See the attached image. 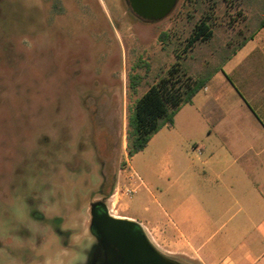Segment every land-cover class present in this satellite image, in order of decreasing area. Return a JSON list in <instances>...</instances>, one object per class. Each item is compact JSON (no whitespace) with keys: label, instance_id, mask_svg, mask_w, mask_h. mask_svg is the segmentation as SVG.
Wrapping results in <instances>:
<instances>
[{"label":"rangeland","instance_id":"rangeland-1","mask_svg":"<svg viewBox=\"0 0 264 264\" xmlns=\"http://www.w3.org/2000/svg\"><path fill=\"white\" fill-rule=\"evenodd\" d=\"M210 14L234 41L257 20L242 0H179L151 23L126 0H0V264L1 245L25 225L54 263L92 264L90 209L99 200L111 215L134 218L159 252L182 264L145 226L154 198L164 204L161 195L189 175L195 147L186 111L177 131L165 126L131 159L127 123L135 100L178 56L188 73L185 45ZM224 43L213 46L218 57Z\"/></svg>","mask_w":264,"mask_h":264},{"label":"crops","instance_id":"crops-1","mask_svg":"<svg viewBox=\"0 0 264 264\" xmlns=\"http://www.w3.org/2000/svg\"><path fill=\"white\" fill-rule=\"evenodd\" d=\"M242 3L257 16L249 32L234 41L210 14L212 38L189 49L188 74L206 84L170 128L186 111L189 175L146 208L145 229L182 264H264V0Z\"/></svg>","mask_w":264,"mask_h":264},{"label":"trees","instance_id":"trees-1","mask_svg":"<svg viewBox=\"0 0 264 264\" xmlns=\"http://www.w3.org/2000/svg\"><path fill=\"white\" fill-rule=\"evenodd\" d=\"M223 1L228 3L229 0ZM209 21L210 15L195 25L194 31L185 45V53L196 42H206L212 38L213 32ZM168 38L169 36L165 33L160 36L162 41H167ZM141 79L142 77L138 74L130 78V89L134 95L137 94ZM205 84L204 78H195L189 75L180 63H176L170 68L168 76L160 78L155 84L149 86L143 96L135 100L128 116V157L131 159L142 152L152 138L165 126L172 128L177 113L192 102Z\"/></svg>","mask_w":264,"mask_h":264},{"label":"water","instance_id":"water-1","mask_svg":"<svg viewBox=\"0 0 264 264\" xmlns=\"http://www.w3.org/2000/svg\"><path fill=\"white\" fill-rule=\"evenodd\" d=\"M179 0H126L132 13L146 23L167 18ZM92 207L91 226L105 251L104 264H180L163 255L149 241L141 226L132 220L115 218Z\"/></svg>","mask_w":264,"mask_h":264},{"label":"flooded vegetation","instance_id":"flooded-vegetation-1","mask_svg":"<svg viewBox=\"0 0 264 264\" xmlns=\"http://www.w3.org/2000/svg\"><path fill=\"white\" fill-rule=\"evenodd\" d=\"M106 187V183L103 184V190ZM101 190V192L103 191ZM97 204L95 211L98 214H103L104 212H109L106 205V200H99L91 205L90 212L92 213L93 205ZM111 215V214H110ZM113 216V215H111ZM115 217V216H113ZM118 218V217H115ZM92 219V216H91ZM48 227V226H45ZM60 226L59 235L63 236V230ZM65 232V233H66ZM89 232L96 244V251L92 255V264H104L106 261L105 251L101 245L100 238L97 235L95 229L90 225ZM43 241L39 238V233L36 229L30 228V225L20 226L18 230L13 233L12 238L8 239L5 243L7 245H1L3 251L7 254L4 256V261L1 264H61L54 263L52 257L48 254H43L41 252V243ZM65 244V242H64ZM63 245V244H62ZM60 245L59 247H66ZM55 258V257H53Z\"/></svg>","mask_w":264,"mask_h":264}]
</instances>
